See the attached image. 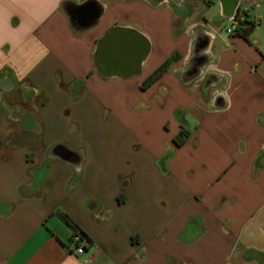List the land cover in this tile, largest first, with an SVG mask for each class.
I'll use <instances>...</instances> for the list:
<instances>
[{
	"label": "crops",
	"instance_id": "crops-1",
	"mask_svg": "<svg viewBox=\"0 0 264 264\" xmlns=\"http://www.w3.org/2000/svg\"><path fill=\"white\" fill-rule=\"evenodd\" d=\"M248 250L264 0H0V264H264Z\"/></svg>",
	"mask_w": 264,
	"mask_h": 264
},
{
	"label": "trees",
	"instance_id": "trees-1",
	"mask_svg": "<svg viewBox=\"0 0 264 264\" xmlns=\"http://www.w3.org/2000/svg\"><path fill=\"white\" fill-rule=\"evenodd\" d=\"M240 13V11H239ZM245 25V27L243 28L242 32H240L241 34L244 35V37H248V35L250 34V32L254 29V27L256 26L255 22H252L248 19V17L246 16L245 19L243 21L240 22V25L238 26V28L242 25ZM237 28L236 31H239ZM188 130L182 125V129L178 135V138L176 140V142L178 144H180L181 142H183L186 137L188 136ZM59 145L54 147V150L58 147ZM60 218L70 227L73 229L74 234H73V240H74V236L75 235H80L82 236V238L84 240H87V243H89V239H88V234L81 228V226L74 220V218L68 214L67 212L64 211H59L58 212ZM77 245H79L77 243ZM247 253H249V255L255 254L257 255V257H259L260 259H262L264 261V254L253 251V250H248ZM248 257H253V256H248Z\"/></svg>",
	"mask_w": 264,
	"mask_h": 264
},
{
	"label": "built area",
	"instance_id": "built-area-1",
	"mask_svg": "<svg viewBox=\"0 0 264 264\" xmlns=\"http://www.w3.org/2000/svg\"><path fill=\"white\" fill-rule=\"evenodd\" d=\"M245 14L243 13H239L236 14L233 18H232V21H231V24L230 26L226 29V32L228 34H233L236 32L238 26L240 25V22L243 21L245 19ZM257 23V22H256ZM74 241L76 243H78L79 245L77 246L76 248V253L78 254H82L84 253L85 251V245L87 244V240H84L82 238V236L80 235H75L74 236Z\"/></svg>",
	"mask_w": 264,
	"mask_h": 264
},
{
	"label": "water",
	"instance_id": "water-1",
	"mask_svg": "<svg viewBox=\"0 0 264 264\" xmlns=\"http://www.w3.org/2000/svg\"><path fill=\"white\" fill-rule=\"evenodd\" d=\"M74 159V162L75 163H79L80 162V160L78 159V158H76V156H75V158H73Z\"/></svg>",
	"mask_w": 264,
	"mask_h": 264
}]
</instances>
